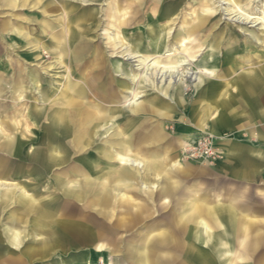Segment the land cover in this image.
<instances>
[{"label":"rangeland","instance_id":"374dc122","mask_svg":"<svg viewBox=\"0 0 264 264\" xmlns=\"http://www.w3.org/2000/svg\"><path fill=\"white\" fill-rule=\"evenodd\" d=\"M224 1L230 0H0V128L4 131H0V179H5L7 182L4 184L14 187L16 193L15 197L0 200V264H76V262L82 263L83 259L89 264H143L146 258L150 259V264H191V245L184 246L186 240L184 232L172 234L169 245L163 248L156 247L161 240L160 233L156 232L168 230L170 226L175 229L182 226L190 227V221L198 215L196 205L199 204L214 208L219 206V203H232L242 208L244 215H264V158L248 152L243 154L242 158L258 165L257 172L248 180L234 177L227 165L223 169L219 167L220 160L225 163L227 159V156L223 157L219 154L220 149L223 150L224 142L230 141L239 146H248L255 145L257 140L248 133L240 134L238 130L226 131L222 136L217 137V122L212 119L209 120L204 132L198 131L195 121L200 107L193 100L204 93L196 89L194 83L189 87H183L187 99L182 104L172 100L173 95L178 93L176 86L169 89L167 86L139 85L138 92L141 93V99L138 103H142L143 109L139 113H131V117H139L140 123L138 121L137 125L140 127L149 125L147 128L152 129L154 125H160L164 137L161 141V151L147 145V149L150 150L149 158L147 156L143 158H148L156 173L163 176L167 171L173 173V179L161 178L155 182L158 188L145 189L142 183L132 182L120 192L107 189L104 195H101L97 194L95 186L92 188L82 185L71 186L70 170L64 169L74 162L81 165L77 159L55 166L49 173L42 171L39 175L38 196L60 198L62 205L66 200L68 207L73 208V212L68 214L59 211L57 219L61 222H77L92 227L93 235L89 240H85L84 243L63 244L64 246L51 245L44 252L37 251V247H40L49 235H44L35 228V212L24 210L17 199L21 187H25L29 194H33L32 191L36 189L34 173L29 171L30 162L27 155L33 147V143L29 140L33 137L30 132L33 124L28 120V113L36 99L40 104L39 107L43 106L45 114L47 105L45 100L59 98L63 85L68 81L65 70L45 75V67L55 61L49 58L46 50L40 52L41 60H35L33 63L29 61L28 56L32 50L27 33L38 35L39 41L46 45L51 42L52 37L65 34L63 30L67 20L61 12L55 10L57 6L63 5V2H68L69 20L76 31L83 15L89 16L91 13L97 15L96 18L87 21V26L94 25L92 34L88 38L93 37L92 39L96 40L95 45L101 57H110L109 72H113L115 80L120 83L122 77L116 72L115 67L117 64L127 62L123 60V56L114 58L108 38L109 34L114 36L112 40L115 39L117 45L123 40L122 34L116 33L115 28L118 21L125 18L123 14L129 15L132 12L135 20L137 18L143 22L142 28L137 27V22L132 23L127 36L133 37L142 33L146 45H149L146 29L151 20L162 18L160 9H174L167 21L176 20L175 26L166 23V19H162L164 21L162 23L159 21L157 24L158 28L162 24L170 26L168 27L170 31L167 29V33H170L167 42L173 37V41L182 38L184 30L202 15L206 17L205 25L199 29L196 39L206 45L201 48L198 53L200 57L197 55L195 61L199 62L207 56L210 48L213 47L217 65L215 69L209 68L208 74L213 81L226 84L236 76L239 64L242 65L243 61L250 57L256 65L257 55L263 54V45L251 43L247 37L253 35L263 38L264 28L235 23L232 21L235 11L238 13L240 7L254 18L264 17V0H234L239 2L238 7L232 5L233 8L229 7L230 9L224 5L227 3ZM117 3L121 4L123 13H119L116 19L109 11ZM168 53H162V58ZM234 61L237 63L235 68H232L230 64ZM195 64L192 63L190 66L192 72L197 71ZM30 67L37 68L41 72V79L44 82L41 88L43 92L36 90L33 85L30 86L28 80ZM18 72L24 87H31L22 98H19L21 88L19 89L16 84ZM62 75H65V78H61ZM47 83H51L52 87L44 90ZM59 84H62V87ZM44 93L47 94L45 97L42 96ZM151 99H156L159 104L154 106ZM124 104L125 100L111 106L124 108ZM242 105L236 102L230 110L244 112ZM106 107L110 108L108 105ZM125 117L126 114L118 115V119L122 121L119 125L120 136H115L116 134L113 133L110 137L116 148L119 146V140L124 138L121 131L127 129L123 122ZM250 121L253 131L264 134L263 116ZM39 122L40 126L46 123L40 118ZM127 134L137 140L136 128L128 131ZM19 138H22V146L17 151L15 144ZM96 138L99 142L105 143V136ZM9 142L15 143L13 144L15 147L10 154H5L3 148ZM255 147L259 152L264 149L262 143ZM166 148L171 149L175 154L169 157L165 152ZM155 150L157 153H153ZM153 159L157 161L154 162ZM174 163L182 167L174 166ZM183 166H187L185 170L181 169ZM151 178L152 176L150 181ZM80 180L83 181V178ZM4 189V186L0 187V192L4 193ZM79 192L83 196L81 200H77L75 196V193ZM138 215L142 219L135 224L130 217ZM207 216H204V219L215 233H218V228L221 226L222 229L227 222L218 211L216 216L211 215L208 216L209 218ZM174 217L177 218L175 221ZM92 222L95 224L93 225ZM230 224L229 226L238 228L233 223ZM110 226L112 230L109 232L107 230ZM11 227L19 231L9 235ZM217 239L228 241L223 235L217 236ZM247 243L243 236L237 235L232 244V260L237 261L238 256L243 254L249 257L252 264L263 262V244L257 250H252ZM195 247L212 256L214 264H220L216 250L212 252L200 244Z\"/></svg>","mask_w":264,"mask_h":264},{"label":"bare ground","instance_id":"6f19581e","mask_svg":"<svg viewBox=\"0 0 264 264\" xmlns=\"http://www.w3.org/2000/svg\"><path fill=\"white\" fill-rule=\"evenodd\" d=\"M224 2H227L224 5H227L228 8L232 7V5L237 6L239 3L234 0ZM55 10L64 15L67 24H65L66 26L63 30L65 34H62V36L55 40L51 39L52 41L49 42V47H55V52L50 53L44 49L47 51L46 54L49 55V58L55 60L45 67L44 71L46 72L45 75H47L54 71L65 70L64 72L67 74L66 79L68 81L63 87L62 84H59L60 87L63 88L61 97L54 98L53 100H45V103L47 102L45 114L42 109L43 106L39 107L40 104L36 99L32 109L28 113V120L33 124L30 130L33 137L29 139L30 142L33 143V147L31 152H28L27 155L30 162L29 171L34 173L36 189H33V194H29L25 187H21V193L17 198L24 210L35 212V228L40 230L44 235H49L47 240L45 239L41 246L37 247V251L39 252L46 251L51 245L64 246L67 243H84L85 240H89L93 235L92 227L77 222H61L57 219L59 211H64L68 214H72L73 212V208L68 207L66 200H64L62 205L60 198L51 199V196L47 198L38 196L37 185L40 181L38 177L41 175L42 171L49 173L53 167L66 163L71 159H77V161L81 162V165L74 162L64 169L70 170L71 177L69 184H71V186L82 185L88 188L95 186L97 187V194L100 193L101 195H104V191L107 189H111L112 191L118 190L120 192L132 182L142 183L145 189L151 187L156 189L158 185L156 186L155 182L159 179H173L172 172L167 171L164 176L156 173L155 169L150 165L149 160H147L150 151H148V149L143 150L140 146L141 144L149 143L154 146L164 138L159 131L160 127H155L142 136L141 128L143 126L140 127L137 125L139 117H131V113H139V111L143 109L142 103H138L141 99V93L138 92L139 85L149 84L148 86L154 87L167 86L169 89L176 86L178 93L173 95L172 100L177 104H182L187 99L183 93V87H189L194 83V87L201 90V93H204L198 95L194 101V103H197L200 107L197 118L198 131L204 132L210 119L221 122L225 117H228L227 110L236 102L249 106L251 113L246 115V118H253L252 114L254 108H258V110L254 111L255 114L257 113L258 116L264 117L263 36V38L260 36V38H257V36L255 37L253 35L246 36L251 43L254 42L258 45H263V54H259L256 57L258 63L254 65L253 60L249 57V59L243 61L242 65L239 64V71L236 72V76L231 82L226 84L218 83L217 81H213L208 74V69H215L217 65L215 64L216 52H213V47L210 48L211 50L207 56L202 58L199 62L198 60L195 61L201 48L206 45L199 43L196 39L199 29L203 28L205 25L206 17L200 15L196 21L191 22L189 27L184 30L182 38L173 41V37V39L167 42L170 34L167 33V29L170 26H163L162 24V26L158 28L157 24H159V21L162 23L164 21H162V19H166V23H172V25L174 24L175 26L176 20L172 19L167 21V19L171 17L174 9H160L162 18L151 20L146 29L148 33L147 39L149 41V45H146L142 33H138L137 36L133 37L127 36L132 23L137 22V27L142 28L141 25L143 22H141V20L139 21L137 18L135 20V17L132 16V12L130 13L131 15L125 13L123 14L125 18L118 21L117 25L115 24L116 33L122 34L123 40L117 45L116 40H112L114 36L109 34L108 38V44L112 48L114 58H118L119 56L122 58L123 56V60L125 59L127 62L126 64H117L115 67L116 72L120 73L122 77V81L120 80L119 83L122 88V94L120 95V93L115 91L109 94V99L112 100V102L118 99L125 100L124 108H118L116 106H109L104 98L101 99L100 94L98 95L97 91L93 90L94 84H90L88 77H81L80 74L92 59L97 62L99 61L100 52L95 45L96 40L92 39L93 37L90 39L88 38L89 35L92 34L91 32L94 25L87 26V21L96 18L97 15L93 13L89 14V16L83 15L81 24L78 25V31H76L69 20L70 9L68 8V2H63V5L57 6ZM242 10L243 9L240 7H238V13L234 10L236 15L234 14L232 21L264 28V17L254 18L253 15H249V13L247 14L245 13L246 11ZM109 12L117 19L118 14L123 13L121 4L117 3ZM115 25L113 24V26ZM168 31L170 30L168 29ZM61 39L63 40L61 41ZM230 43L236 44L235 42ZM119 45H121V47H118ZM121 48H123V50ZM38 50L39 49L36 48L35 52L39 53ZM164 52L169 53L166 57L162 58V53ZM192 63H196L197 71L195 72H192L190 68ZM236 63L237 62L234 61L230 66L235 68ZM41 77L40 71L37 68L31 70L30 83L39 91L44 84ZM61 78H65V75H62ZM101 78H99L100 83H102L100 88H102V90L107 89L109 87L108 84H106L104 80L101 81ZM18 82H20V80H18ZM51 87V83H47L44 90L51 89ZM77 87L78 89L76 91ZM41 92L43 91L41 90ZM46 95L45 93L42 94L44 97ZM151 103L154 106L159 104L156 99H151ZM107 105L110 108H107ZM120 114H126L123 122L127 129L126 131H121V135H124V138L119 140V146L116 148L115 144L113 145L112 141H110V137L113 133L116 134H114L115 136H120L119 125L122 122L118 119V115ZM39 118L45 120L46 123H43L42 126L38 125V123H40ZM135 128L137 129V134L140 135V137L135 135L140 138L138 142L134 140L135 138L127 136L128 131L130 132L132 129L135 130ZM0 131L4 132L1 128ZM97 136L98 138L105 136V143L99 142L96 138ZM21 139L19 138L17 144L13 142L5 144L4 148L2 147L4 153L10 154L15 145H17L18 151L22 146ZM66 143L69 145H66ZM153 148L159 149L158 146H154ZM230 149L228 153L224 154L222 151H219V154L223 157L229 156V153L235 155L237 147H232ZM157 151L155 150L153 153H157ZM165 152H167L169 157L175 154V152L173 153L172 150L168 148L165 149ZM138 153H144L142 155L146 154L148 158H143V156H139ZM153 161L156 162L157 159H153ZM174 164V166L182 167L178 163ZM186 167L187 166H183L181 169L185 170ZM150 176H152L151 181ZM80 178H83V181L80 180ZM5 182H7L5 179H0V187L4 186L5 188L4 193L0 192V200L16 196L15 188L11 187V185H5ZM75 196L77 200L83 198L81 192L78 194L75 193ZM196 210L198 215L190 221V227L182 226L175 229L170 226L168 230L156 232L160 233L159 235L161 238L156 247H167L171 241L172 234L184 232L186 234L184 246L187 247L189 244L191 245V264H214V258L212 256L206 252L199 251L195 247V245L198 244L209 248L212 252L216 250L220 264H252L249 257L247 258L243 254L238 256L237 261L232 260V244H234V240L237 238L238 234L234 226H229L231 225L230 223L236 225L237 222L236 215L234 214L235 212L232 208L224 206L206 208V206L199 204L196 205ZM216 211L220 212L221 217L227 219L225 226L222 225V229L221 226L218 228V233H215L204 219V216L207 215L216 216ZM130 218L133 219L131 221L135 224L142 219L140 215L131 216ZM176 219L177 218L174 217V221ZM92 223L93 225L95 224V222ZM178 223L182 224V222ZM253 223L255 222L248 224V227L243 230L242 234L250 245L258 249L262 244L264 246V229L255 232V225H251ZM111 230V226L108 227L107 231L110 232ZM15 231L19 230L11 227L8 233L9 235H14ZM220 235H223L228 241L225 242L217 239V236ZM263 257L264 254L262 255V258ZM81 262L82 263L76 262V264H89L87 260L84 259ZM143 264H150V259L146 258ZM256 264H264V260Z\"/></svg>","mask_w":264,"mask_h":264},{"label":"crops","instance_id":"0c3cea01","mask_svg":"<svg viewBox=\"0 0 264 264\" xmlns=\"http://www.w3.org/2000/svg\"><path fill=\"white\" fill-rule=\"evenodd\" d=\"M60 36H62V35L54 36L51 39L55 40ZM27 37H29V41H30L29 43H31L32 53L28 56V59L31 63H33L35 60H41L40 52L41 51L43 52L44 49H46L50 53L55 52V47H49L50 41L48 42L47 45L42 44L39 41V36L38 35L35 36V34H32V32L27 33ZM61 41H62V39H61ZM36 48L39 49L38 50L39 53L35 52ZM56 53H58V52H56ZM103 58H105V59H103ZM101 60H105V61H101ZM109 61H110V58L101 57V55H100L98 62L94 61L92 59L90 62H88V64L90 63L89 66L87 65L84 68V70L82 72H80V74H81V77H88L89 83L94 84L93 90L97 91L98 95L100 94V98L101 99L104 98L105 102H107L109 104V106H111V105H116L117 103L124 101V99L114 100L113 102H112V100L109 99L110 98L109 94L113 91L120 93V95L122 94V88L120 87L119 82L117 80H115L113 72L112 73L109 72V69H110ZM113 69L114 68H112V71H113ZM31 70H33V69L30 68V71L28 73L29 82H30ZM40 74H41V72H40ZM97 76H98V78H97ZM99 78H101V81L104 80L106 82V84H108L109 87L107 89L102 90V88H100L102 83H100ZM18 80H20V82H18ZM16 82H17L16 84L19 87V89L21 88L19 90V98H22L23 94L28 92L31 89V87H28V86L24 87L23 80L21 79L20 73H19V76H18V79ZM116 82H117V84H116ZM30 86H31V84H30ZM77 89H78V87L76 88V91H77ZM62 92H63V89H62ZM27 96H28V94H27ZM61 96H62V94L59 97H61ZM87 100H89V99H87ZM194 101H195V99L193 100V102ZM242 107L244 109L243 110L244 112L239 113L236 110L231 111L229 108L227 110L229 116L225 117L221 122L216 121L217 122V131H216L217 137L222 136L223 132H226V131L233 132L234 130H238L240 132V134L248 133V135H251L253 138H255L257 140V143H255V145H257V144L259 145L260 143H262L264 145V134L262 132L256 133L255 131H253L252 130V127H253L252 121H250L253 118L260 117L257 115V113L255 114V112H254V111L258 110V108L253 109L252 115H254V114L255 115L253 116V118L249 119V118H246L247 117L246 115H249L251 113L249 106H247L246 104H243ZM143 115H145V114H143ZM244 116H245V118H244ZM197 120L195 121L196 127H197ZM139 123H140V120H139ZM148 126L147 125H143V127L141 126L142 127L141 128V130H142L141 135L142 136L144 134H147L149 131H151L155 127H160V125H154L153 126L154 128L151 129V128H147ZM159 131L161 133V129ZM138 136L140 137L139 134H138ZM139 137L136 138L138 141H140ZM147 145L152 146L150 143L149 144H141L140 146L144 150V149H147ZM255 145L239 146V145H237L233 142H230V141L224 142L222 144V147H223V150L225 152L220 149V151H222L224 154L230 152V150H231L230 148H232V147L233 148L237 147V150H236L235 155H231L230 153H229V156L227 155V159H226L225 163L223 162V160H220L219 167H221L223 169L227 165L228 168H230L232 170L231 172H232V175L234 177L247 179V180L250 179V177L254 176L255 172H257L258 165L256 163L250 161V160H247V159L245 160L244 158H242V156L245 152H248V153L254 154L258 157L264 158V149H263V151L259 152L256 149ZM154 146H158L159 149H157V150L161 151V142L156 143ZM148 151H150V150H148ZM142 154H144V153H142ZM142 154L138 153L139 156H146V154L145 155H142ZM202 205L206 206V208L210 207V206H207L206 204H202ZM219 206L232 208L233 211L235 212L234 214L236 215V218H237L236 226H238V228L235 229L238 232L237 235L244 237V235L242 234L243 230H245V228L248 227V224H250L252 222H255V223L251 224V225H255V228H256L255 232L261 231L264 229V215H261V214L260 215H244V214H242V208L235 206L232 203H229V204L228 203H224V204L219 203ZM243 224H244V226H242ZM244 239H245V237H244ZM247 244H249V243H247ZM249 247L252 250H257V248H255L253 245H250ZM262 259H264V257Z\"/></svg>","mask_w":264,"mask_h":264}]
</instances>
